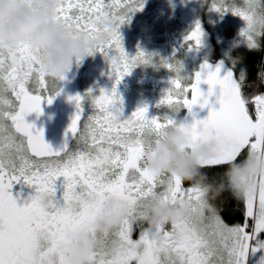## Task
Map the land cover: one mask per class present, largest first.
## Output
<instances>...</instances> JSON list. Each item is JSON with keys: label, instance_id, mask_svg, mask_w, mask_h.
Listing matches in <instances>:
<instances>
[{"label": "snow or ice", "instance_id": "snow-or-ice-1", "mask_svg": "<svg viewBox=\"0 0 264 264\" xmlns=\"http://www.w3.org/2000/svg\"><path fill=\"white\" fill-rule=\"evenodd\" d=\"M23 6L30 7L29 0ZM142 7L143 0H59L53 23L71 27L73 38L106 33L107 40L88 55L99 52L104 57L114 82L111 90L100 89L98 95L88 90L68 97L76 108L66 129L71 143L55 150L44 141L43 130L25 117L41 114V103L50 104L62 91L59 81L49 82L43 74L38 51L26 44L0 46V264H67L65 246L78 242L64 237L76 232L96 245L86 264H245L250 247L253 252L264 249V241L256 238L264 231V173L250 179L252 187L237 200L243 221L229 225L217 201L225 193L232 196L230 192L210 201L199 185L146 171L145 154H151V145L177 121L188 136L183 151L215 144V156L204 163L205 168L225 169L247 158L264 162V93H245L252 85L244 68L220 75L222 62L214 68L203 63L189 77L181 75L179 61L162 62L174 76L155 107L167 111L149 116L143 105L120 118L121 109L114 107L120 102L116 85L132 68L151 61L139 50L129 56L118 31L129 14ZM210 9L239 17L243 22L239 42L250 51L261 50L264 0H213ZM201 36L197 22L184 41L191 42L189 47L198 46ZM49 83L55 85L51 91ZM201 84L208 86L207 92L201 91ZM217 88L219 107L213 108L209 97ZM84 104L92 108L91 115H82ZM193 106H207V116L191 123L175 118L182 108L192 114ZM59 177L62 204L55 199L54 182ZM21 181L34 186V194L18 206L9 190ZM109 199L127 203L128 212L116 228L100 236L89 226L103 214ZM156 203L179 206L184 213L170 229H153L161 240L159 248L141 231L136 238L132 235L133 226L140 225Z\"/></svg>", "mask_w": 264, "mask_h": 264}, {"label": "clouds", "instance_id": "clouds-1", "mask_svg": "<svg viewBox=\"0 0 264 264\" xmlns=\"http://www.w3.org/2000/svg\"><path fill=\"white\" fill-rule=\"evenodd\" d=\"M24 2L0 0V46L26 44L38 51L41 70L49 81H60L74 61H82L108 38L105 32L97 33L91 39L83 36L73 38L74 30L71 27L53 23L54 9L59 5V0H29L30 7H24ZM234 59L239 63L242 58ZM241 70L247 76V69ZM262 72L264 67H258L257 79L264 84V76L260 75ZM187 143L188 136L181 131V122L177 121L166 130L158 143L151 145V154H145L143 164L146 171L168 174L177 177L182 183L199 185L205 189L210 201L223 192H230L233 199H241L252 187L248 181L264 173V162L247 158L229 164L218 176L210 178L203 165L214 158L215 144L210 142L194 150L183 151ZM127 212V203L109 199L105 201L103 214L89 226V230L102 236L116 228ZM183 215V209L179 206L156 203L141 221L140 231L154 248H159L161 240L153 229L179 223ZM64 239L78 242L74 247L65 246L67 264H86L89 254L96 247L94 241L81 232L66 234Z\"/></svg>", "mask_w": 264, "mask_h": 264}, {"label": "rangeland", "instance_id": "rangeland-1", "mask_svg": "<svg viewBox=\"0 0 264 264\" xmlns=\"http://www.w3.org/2000/svg\"><path fill=\"white\" fill-rule=\"evenodd\" d=\"M212 2L213 0H143V7L129 14V18L118 29L123 49L129 56H134L138 50L142 51L146 56L151 57V61L132 68L129 73L131 76L129 84L116 88L120 105L132 110L131 106L135 102L137 104L140 102L148 106L149 113L152 115L167 111V109L155 107L174 76V73L162 66V62L179 61L182 66L181 75L192 77L196 71L200 70L201 64L207 63L212 67L216 56H220L231 68H234L236 73H239L243 63L242 61L237 63L234 58L243 56L244 52L249 50L245 44L239 42V32L243 22L231 13L225 12L221 15L212 11L210 9ZM197 22L202 32L201 43L198 46L193 44L189 47L191 42L185 43L184 37L192 31ZM260 44L264 45V39L260 41ZM100 56L102 55L96 52L87 55L80 62H73L80 67L82 73V76L77 79L79 87L85 91L91 90L93 95H98L100 89L111 90L114 82V77L109 75L108 62L101 61L98 58ZM234 62L235 67H233ZM54 86L49 83V91L53 90ZM85 107L86 114L91 115L92 110L88 109L89 105L85 104ZM182 109L175 117L181 121ZM204 170L210 178H213L222 173L224 168L206 167ZM57 179L63 180L62 177ZM226 196L232 198L225 193L217 201V204L222 206V211L225 209V203L223 204L222 200ZM13 198L18 206L28 201L27 197ZM236 202L242 211V205L237 200ZM222 211L220 215L227 224L238 223L236 217L233 221L227 222ZM233 211L231 209V212ZM242 221L243 216L240 222ZM249 223L251 225L253 222ZM165 227L170 229L171 225ZM251 230L249 227V231ZM256 238L264 241V233L256 234ZM252 246H255L254 241ZM262 259H264V249L253 252L250 247L245 264H261ZM132 264L135 262L133 261Z\"/></svg>", "mask_w": 264, "mask_h": 264}, {"label": "water", "instance_id": "water-1", "mask_svg": "<svg viewBox=\"0 0 264 264\" xmlns=\"http://www.w3.org/2000/svg\"><path fill=\"white\" fill-rule=\"evenodd\" d=\"M222 62L221 73L223 75L226 71L232 70L228 63L222 59H217L213 63V68ZM233 71V70H232ZM202 92H207L208 86L201 84ZM83 95L81 90L75 88L74 84L65 85L56 99H52L50 104L46 102L41 103V114L30 113L25 117L26 122L34 124L37 129L43 130V139L54 150L64 143H71L66 129L70 123L71 117L76 111L73 102L68 100V97L73 95ZM219 95V89H214L213 95L209 97V103L213 108H218L216 99ZM208 107L201 109L198 106H193L192 114H188L187 121L191 123L193 119H203L208 114ZM83 115V113H82Z\"/></svg>", "mask_w": 264, "mask_h": 264}, {"label": "flooded vegetation", "instance_id": "flooded-vegetation-1", "mask_svg": "<svg viewBox=\"0 0 264 264\" xmlns=\"http://www.w3.org/2000/svg\"><path fill=\"white\" fill-rule=\"evenodd\" d=\"M98 58L101 61L106 63V60L104 59L103 56H100ZM218 59H221V58H218ZM212 66H213V64H212ZM81 76H82V73L80 72V67L78 65H76L75 63H73L70 70L65 74L64 80L59 81V84H60L62 90H63L65 85L74 84L75 88L78 90H81L82 93L84 94L86 92L85 89H82L81 87H79V85L77 83V79L80 78ZM130 79H131L130 74L124 76L120 80V82L116 85V88L120 87L121 85L129 84ZM54 88H55V86H54ZM58 95H55L53 99H56L58 97ZM138 103L141 104L140 102H138ZM139 104H137L135 102L134 105L131 106L132 110H129V109L123 107L122 105H120V103H118L114 107L120 108L121 109V117L120 118H125L129 114H131L133 111H135L138 107L143 106V104H141V105H139ZM88 109L92 110V108L90 106L88 107ZM83 110H84L83 111V115H84V114H86V111H87L85 104L83 105ZM149 112H150V109H148V115L152 116V114ZM181 114H182V121L188 123V121H187L188 114H189L188 110L183 108ZM181 114H180V116H181ZM62 185H63V180L59 181L58 179H56V181L54 182L55 199L58 202V204H62V193H63V186ZM9 191L13 197L16 196L18 199H25L27 197L26 199H29V197L34 194V186H28V185L24 184L22 181L16 182V183H13L12 188ZM168 226H170V225H167V227ZM139 232H140V225H134L133 226V233H132L133 238H136L138 236ZM261 233H264V231L259 232L257 235H259Z\"/></svg>", "mask_w": 264, "mask_h": 264}, {"label": "trees", "instance_id": "trees-1", "mask_svg": "<svg viewBox=\"0 0 264 264\" xmlns=\"http://www.w3.org/2000/svg\"><path fill=\"white\" fill-rule=\"evenodd\" d=\"M243 63V68H246L248 71V83L252 85L251 88H246L245 93H264V85H261L259 81L256 79V73L258 67H264V64H261L262 60H264V45L261 44V50H248L244 52L243 56H239ZM220 58V56H216V60ZM215 60V61H216ZM232 70L235 72L234 68ZM225 209L222 211L224 218H226L227 222H231L235 219V217L241 221L242 220V211L240 207H238V203L236 200L232 199L229 196H226L222 200ZM238 207V208H237ZM237 208V209H236ZM231 209L234 211L231 212Z\"/></svg>", "mask_w": 264, "mask_h": 264}, {"label": "crops", "instance_id": "crops-1", "mask_svg": "<svg viewBox=\"0 0 264 264\" xmlns=\"http://www.w3.org/2000/svg\"><path fill=\"white\" fill-rule=\"evenodd\" d=\"M240 221L238 220V223H239Z\"/></svg>", "mask_w": 264, "mask_h": 264}]
</instances>
